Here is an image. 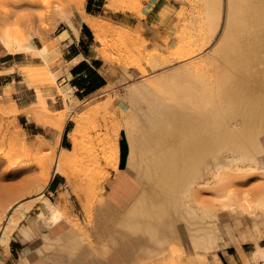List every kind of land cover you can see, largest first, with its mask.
Returning a JSON list of instances; mask_svg holds the SVG:
<instances>
[{"label":"rangeland","instance_id":"obj_1","mask_svg":"<svg viewBox=\"0 0 264 264\" xmlns=\"http://www.w3.org/2000/svg\"><path fill=\"white\" fill-rule=\"evenodd\" d=\"M73 1L0 0V47L17 51L27 48V44L37 45L35 49L24 51L29 55L25 63L11 68L20 75L16 85L28 87L33 92L31 104L17 111L13 109L9 101L16 102L10 97L11 92L16 91L15 84L6 88L5 95L11 100L6 102L0 98V216L7 202L13 204L24 200L21 206L8 211H12L14 219L19 220L12 225V230L20 228L21 220H26L25 216L22 217L23 212H29L35 203L40 205L37 195L41 191L35 190L37 183L46 175L52 177L50 161L56 158L61 148L52 142V138L29 135L17 123L16 114L32 112L34 115L29 117L40 124L45 121L51 137V128L56 129L58 119L71 120L69 130L73 127L71 130L75 131V118L83 115L84 119L75 131L79 153L65 166L66 172L59 173L64 184L58 196L45 193L47 184L42 192L72 223L73 234L85 238L87 246L97 247L106 237L109 225L97 208L104 198L108 200L117 183L115 181L105 196L103 184L109 171L123 168L120 174L124 173L136 190L140 189V183L131 175L133 183L124 168L126 154L123 141L126 139L129 102L131 109L127 96L131 84L141 79L154 84L161 74L201 60L203 63L209 61L225 26L227 0H221L219 25L214 34H210V23L206 18L208 0H157L156 4V0H105L104 12L99 14L105 18L102 59L112 67V77L104 89L83 102L73 101L57 82L58 73L55 72L58 66L63 65L56 35L69 18L79 17L80 10L74 7ZM109 11L123 15L129 13L132 17L127 22L121 19V14L120 17H111ZM139 35L147 41H137ZM173 39L174 43L169 47ZM178 50L194 52L191 57L177 59ZM141 66L146 69L143 73ZM56 95L63 105L55 104ZM70 142L69 148L73 146L71 139ZM223 157L225 160L228 158L227 154ZM130 164L134 170L135 164ZM260 168H264V153L258 155L255 163L238 161L230 163L221 173L216 170L206 172L193 185L190 203L198 213L203 211L210 216L207 221L215 224L219 239L211 245L192 247L171 242L162 254L163 262L158 259L154 264H216L214 254L223 258L221 251L225 253L229 247L238 258V264H264V258L255 260L250 255L256 244L264 245V218L232 210L236 205L232 203L230 207L231 201L220 197L229 188L236 197L244 192L251 193L253 197L260 191L262 193L264 172ZM118 187L119 184L116 189ZM118 208L125 209L126 206ZM260 212L264 213V209ZM2 223L1 220L0 225ZM221 242H224L223 246ZM237 243L238 246L235 245ZM239 247L243 253L237 250Z\"/></svg>","mask_w":264,"mask_h":264},{"label":"bare ground","instance_id":"obj_2","mask_svg":"<svg viewBox=\"0 0 264 264\" xmlns=\"http://www.w3.org/2000/svg\"><path fill=\"white\" fill-rule=\"evenodd\" d=\"M85 2L74 0L73 5L92 29L94 51L104 55L102 27L105 18L87 13ZM207 3L206 18L210 34H214L219 25L221 0H208ZM67 22L72 25L70 18ZM224 23L209 61L176 68L159 75L154 84L140 82L131 88V109L123 141L124 168L140 183V189L125 209H119L106 198L99 203L98 213L109 225L102 243L91 246L90 251L97 260L105 261L106 253L116 250L131 264H154L158 259L162 263V254L171 242L192 247L211 245L219 239L215 224L207 221L210 216L196 211L190 203V195L193 185L206 172L221 173L230 163L238 161L255 163L258 155L264 153V0H227ZM67 35L65 29L56 38L62 40ZM137 39L142 43L147 41L142 35ZM26 47L22 51L35 49L37 45L27 44ZM179 50L175 55L177 59L191 57L194 52ZM10 51L15 52V49ZM144 71L145 67L141 72ZM9 102L15 111L21 108L16 102ZM27 115L34 114L28 111ZM82 116L75 118L76 130L84 119ZM42 124L45 125V121ZM56 124V129L51 128L52 142L59 145L65 119H58ZM75 131L68 132L73 146L61 147L56 158L50 161L51 174L66 172L65 166L78 155ZM223 154H227V160ZM129 162L135 164L134 170ZM260 171L264 172V168ZM50 177H43L35 189L41 191L37 195L40 200L38 216L45 222L56 223L64 216L62 210L42 192ZM250 194L244 192L236 197L229 188L220 197L231 201L230 207L232 203L236 205L232 210L256 216L264 209V190L255 197ZM23 203L24 200L7 202L3 208L0 247L8 246L12 227L19 221L8 211ZM26 213L23 212L22 217H26ZM23 232L27 233L24 228ZM67 237L73 240V249L83 240L78 234ZM48 241L52 243L53 240ZM221 244L223 246L224 242ZM237 250L243 253L241 247ZM250 255L255 260L264 258V245L256 244ZM214 257L216 264H223L217 254Z\"/></svg>","mask_w":264,"mask_h":264},{"label":"crops","instance_id":"obj_3","mask_svg":"<svg viewBox=\"0 0 264 264\" xmlns=\"http://www.w3.org/2000/svg\"><path fill=\"white\" fill-rule=\"evenodd\" d=\"M156 3L157 0L154 4ZM104 5L105 0H86L85 10L89 14L99 15L104 12ZM109 12L111 17H120L119 15L121 14V19L127 22L132 17L129 13L123 15L120 12ZM70 20L72 21V25L64 23L61 30H67V37L58 40L63 65L58 66L55 72L58 73L57 82L66 89V93L68 92L74 100L77 99L79 102H83L108 85L112 77V67L104 62L102 55H97L94 51V35L92 29L84 21L81 14L78 18L75 17ZM28 58L29 55L21 49L10 52L0 47V98L4 101L7 102L9 100L7 95H5L6 88L12 84L16 85L19 82L20 75L18 71L11 68L25 63ZM140 82H145V80L141 79L131 84L127 94L129 101L131 88ZM33 96V92L28 87L22 85H16V91H12L10 94V97L16 101V104L22 108L31 104ZM56 96L55 104L63 105L59 95ZM129 109L130 102L127 109L128 112ZM16 121L29 135H40L46 138H52L48 126L38 123L26 113L21 112L16 114ZM70 126L71 120H66L59 141L60 147H70L71 142L68 132L73 128L69 130ZM122 170L123 168H119L117 171L110 170L103 184V188L104 195L106 196L110 187L116 181V185H113L114 187L112 186L113 189L111 188L112 195L108 196V200L118 207H127L138 193V190H136L132 182L127 180V176L124 173L120 174ZM127 174L134 183L135 181L131 174L128 172ZM63 184V176L55 173L47 184L45 193L58 196ZM118 184L120 187L116 189ZM38 210L39 205L35 203L28 214L26 213V217H24L26 220H21V226L19 224L20 228L17 231L15 229L13 230L8 246L0 247V264H131L120 253H117L116 250H110L106 253L105 261L97 260L96 255L90 251L91 247L86 245L85 238L80 241V245L77 248L73 249V240L67 237L74 235L71 233L74 227L69 219L63 217L56 223L46 221L48 222L47 224L38 216ZM259 213L254 217L260 216L264 218V213ZM82 219L85 220L83 214ZM255 223L256 221H254V225ZM23 228L26 230V234H24ZM49 239L55 240V243L53 241L50 243L51 241L49 242ZM53 243L54 245L50 246ZM81 246H84L86 250L84 247L82 249ZM78 248L81 250H78ZM229 249L230 247L226 249L225 253L221 251L223 258L217 256L223 264H238V258L235 256L234 251L230 252ZM89 252H91V255ZM81 253H85V257ZM76 256L78 259H76ZM79 257H81L80 260Z\"/></svg>","mask_w":264,"mask_h":264},{"label":"trees","instance_id":"obj_4","mask_svg":"<svg viewBox=\"0 0 264 264\" xmlns=\"http://www.w3.org/2000/svg\"><path fill=\"white\" fill-rule=\"evenodd\" d=\"M229 251H230V252H233V249H232V248H230V249H229Z\"/></svg>","mask_w":264,"mask_h":264}]
</instances>
